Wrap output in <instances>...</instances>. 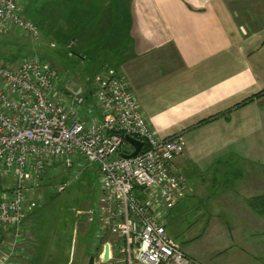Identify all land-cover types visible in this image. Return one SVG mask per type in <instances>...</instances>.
Masks as SVG:
<instances>
[{
  "label": "crops",
  "instance_id": "0c3cea01",
  "mask_svg": "<svg viewBox=\"0 0 264 264\" xmlns=\"http://www.w3.org/2000/svg\"><path fill=\"white\" fill-rule=\"evenodd\" d=\"M118 11L106 13L108 20L115 21ZM120 15V21L129 22V43L115 67L155 133L161 138L178 135L184 142L174 163L186 177L189 193L167 213L168 234L175 240L172 233L188 220L178 231L187 233L186 240L175 241L189 257L191 227L200 220H227L226 236L218 238L226 253L219 264L259 259L264 93L234 106L264 89V0H128ZM211 116L216 117L197 125ZM36 216L34 211L27 216L15 240L13 229H0V248L11 244L17 254L8 264H54L47 249L42 252L44 234L33 227ZM90 226L93 254L110 235L97 238ZM90 257L92 264L107 263L98 254ZM90 257L75 264H89Z\"/></svg>",
  "mask_w": 264,
  "mask_h": 264
},
{
  "label": "built area",
  "instance_id": "2783aa9c",
  "mask_svg": "<svg viewBox=\"0 0 264 264\" xmlns=\"http://www.w3.org/2000/svg\"><path fill=\"white\" fill-rule=\"evenodd\" d=\"M8 31L41 37L22 0H0V36ZM125 135L142 142L134 156L122 155L134 149ZM183 150L180 136L155 133L121 70L107 65L86 87L71 86L37 55L0 58V229H13V240L38 206L33 197L40 195H29L48 171L87 162L96 165L100 194L87 219L97 238L110 235L108 258L102 244L100 262L191 264L166 229L167 213L189 193L174 163ZM6 244L0 264L17 255Z\"/></svg>",
  "mask_w": 264,
  "mask_h": 264
},
{
  "label": "rangeland",
  "instance_id": "374dc122",
  "mask_svg": "<svg viewBox=\"0 0 264 264\" xmlns=\"http://www.w3.org/2000/svg\"><path fill=\"white\" fill-rule=\"evenodd\" d=\"M85 1L88 3L89 0ZM103 1H105V4H108V9H111L112 13H114L113 7H116L117 0ZM49 2L51 4L48 5L50 10H43L40 21H37L41 28V37L38 40H33L29 35L8 31L0 36V52L5 54V56L18 55L17 60L37 55L47 61L59 73L63 82L71 86L82 85L86 87L87 80L89 81L95 77L104 66L108 65L117 69L114 65L119 61L117 55H124L121 52L123 49L127 50L129 43V37L126 34L129 22L125 20L120 21V17L122 16L120 12L127 10L128 0H122L123 9L116 12L117 16L114 24L110 22L111 17L107 27L111 26L101 31L102 33L105 30L104 34L102 33L103 41L108 39V43L105 46L106 51H103L102 47L100 49L96 48L91 54H89L88 50L86 52L77 50L80 52L78 56L70 53L71 47L74 46L73 42L65 44V50L60 52L62 44L58 42L60 41L59 39L56 40L54 33L57 32V23L61 27L63 23L65 24L68 8L64 4V8L62 9V5L58 4L60 5L58 11L55 8L56 12L53 13L52 9L56 7V3H62L63 0H49ZM74 2L75 10L77 11L74 13L76 16L72 22L79 24L81 12L84 13L85 9L80 7L79 0H75ZM50 12L53 14L48 15ZM108 12L110 13L111 11ZM24 13L28 15L25 8ZM89 16L90 13L88 12L83 17L87 19ZM118 19L119 22H117ZM113 29H115V32L112 31ZM96 32L94 31L92 34H96ZM86 35H89V33ZM94 38L89 35L85 41ZM122 149L128 150V144L123 145ZM46 176L39 181V185L34 189V193L29 195L30 199H32L34 194H39L41 197V199H38L39 197L37 196L33 197L38 201V206L34 210L37 213V219L34 220L33 227L38 234H44V236H41L43 244L42 252L45 251L44 248L47 249L49 258L52 259L54 264H64L67 261L75 264L79 261L83 262L87 255L90 257L91 255L98 254L99 251L97 252V250L99 248L94 249L95 253L93 254L90 251L93 229L87 219V211L96 205L100 196L96 165L83 162V164L80 163L75 168L67 169L63 165L58 164L52 167ZM64 182H66L67 186L64 190L58 191L56 189L58 184ZM258 221L259 229H263L264 219L259 218ZM228 222L227 220H200L196 226L191 227L189 232L191 235L188 236L190 241H192L191 247H193L191 254H189L191 264H219L223 261L226 253H224L225 251L221 252V247L224 246L221 244V241H218V238L222 239L221 235L226 236V225ZM188 224V220L183 221L178 226V229H175L177 230L175 231L176 233H172L177 242L180 243L186 240L187 233H180L178 231L184 230ZM200 226L203 228H199ZM212 234H214L212 237L214 244H211L210 241ZM259 239V259L247 258L246 260L249 261H246V264H264V233H259ZM6 240L8 239H5V242H7ZM94 247L96 248L97 246L94 245ZM1 252H3L2 249H0ZM240 257L242 258L244 255H240ZM11 260L12 258L8 263ZM236 262H238V259Z\"/></svg>",
  "mask_w": 264,
  "mask_h": 264
},
{
  "label": "trees",
  "instance_id": "16d2710c",
  "mask_svg": "<svg viewBox=\"0 0 264 264\" xmlns=\"http://www.w3.org/2000/svg\"><path fill=\"white\" fill-rule=\"evenodd\" d=\"M74 1L75 0H65V1L63 0L62 3H56L57 4L56 7H53V9H52V12L55 13L56 10L58 11V7L60 5H62V9H63L64 4L68 8V10L66 12V15H68V16H67V19L65 21V24L63 23L62 27H61V25L59 23H57L56 24L57 32L54 33L56 40L59 39L60 41H58V42L62 44L63 49L61 48L60 52L61 51L63 52V50H65L64 46L66 47L65 44H67L68 42L69 43L73 42L72 44H74V46L71 47L70 53L73 55H76V56H78L80 53L77 50L85 51V52L88 50L89 54H91L93 51L96 50V48L100 49L102 47L103 51H106L105 46L108 43V39L103 41L102 38H103L104 31L106 29H108V27L111 26V25H109L107 27L109 20L107 18L108 14H106V13H107V10L109 7L107 6V4H105V1H103V0H89L88 6H87L88 3L85 0H79L80 1V3H79L80 7L84 8L85 11H84V13L81 12V21L79 22V24H76V23L72 22L74 17L76 16L74 13L77 11V10H75V4H74L75 2ZM64 2H66V3H64ZM49 4H50L49 0H45V1L44 0H29L24 5L26 13L28 15H31L33 18L31 16H28V15L27 16L29 18H31L39 26V28H40V25L37 21H40V17L42 15L43 10H50V7L48 6ZM58 4H60V5H58ZM70 7H71V9H70ZM122 7H123L122 0H117V5L115 7V10H122L123 9ZM55 8H56V10H55ZM110 11H111V9H110ZM52 12H50L48 15L53 14ZM88 12L90 13L89 19L88 18L85 19L83 16H84V14H86ZM110 13H112V11ZM110 22H112L114 24L113 20H110ZM115 26H116V24H115ZM103 29H105V30L102 32L103 33L102 34L101 31ZM40 30H41V28H40ZM94 31H97L96 34H92V33H94ZM112 31L115 32V29H113ZM88 33H89V35H91L95 38L88 40V41H85L86 38L89 36V35H86ZM89 38H92V37H89ZM17 57H19V56L18 55L5 56V54L0 52V58L4 59L6 61H15ZM263 93H264V89L262 91H260L259 93L252 95V96L244 99L243 101L235 104L234 107H239V106L249 102L250 100H252L253 97H256V96L263 94ZM227 111H230V109H228ZM215 117L216 116H211V117H208L206 119H203V120L199 121L197 123V125L205 123V122H207V121H209ZM45 177H47V176H45Z\"/></svg>",
  "mask_w": 264,
  "mask_h": 264
},
{
  "label": "water",
  "instance_id": "95a60500",
  "mask_svg": "<svg viewBox=\"0 0 264 264\" xmlns=\"http://www.w3.org/2000/svg\"><path fill=\"white\" fill-rule=\"evenodd\" d=\"M124 139L127 142H129L134 147V149L130 153H122V155L124 157H131V156L136 155L142 147V142L139 139L132 137L130 135H125ZM107 258H108V244L106 243V244H104L103 259L106 260ZM92 263H93V257H90L89 264H92Z\"/></svg>",
  "mask_w": 264,
  "mask_h": 264
}]
</instances>
